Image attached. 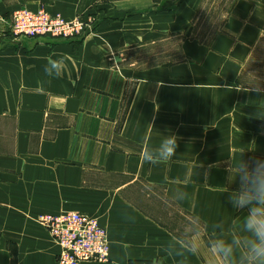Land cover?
Returning a JSON list of instances; mask_svg holds the SVG:
<instances>
[{"label": "crops", "instance_id": "0c3cea01", "mask_svg": "<svg viewBox=\"0 0 264 264\" xmlns=\"http://www.w3.org/2000/svg\"><path fill=\"white\" fill-rule=\"evenodd\" d=\"M141 1L0 0V264H57L40 214L98 219L109 261L83 264H181L164 250L173 229L150 207L172 204L207 235L216 223L225 237L239 235L244 213L226 200L236 187L226 169L264 157V120L254 115L264 110V87L245 83L264 46V0H214L228 8L221 30L206 42L181 40L184 60L146 70L119 64V52L145 46L148 31L181 30L184 9L152 12L161 7ZM212 5L173 8L194 16ZM20 6L95 22L80 37H15L9 21ZM51 59H63L62 78L44 73ZM169 131L175 155L146 162L144 150ZM176 187L187 200L169 199ZM189 264L211 263L196 256Z\"/></svg>", "mask_w": 264, "mask_h": 264}, {"label": "clouds", "instance_id": "9594fccd", "mask_svg": "<svg viewBox=\"0 0 264 264\" xmlns=\"http://www.w3.org/2000/svg\"><path fill=\"white\" fill-rule=\"evenodd\" d=\"M66 68L63 59H51L44 65V73L51 78H62ZM257 119L264 120V110L255 112ZM178 147V137L171 131L162 135L160 142L143 152V159L150 163L171 159ZM229 184L226 200L234 212H243L238 236L225 237L223 225H212L215 235L206 241L212 264H264V157L242 159L226 169ZM169 199L180 203L188 199L182 187L172 189ZM200 229L186 224L165 242L164 250L180 258L181 264H189L191 258L199 256L204 247Z\"/></svg>", "mask_w": 264, "mask_h": 264}, {"label": "rangeland", "instance_id": "374dc122", "mask_svg": "<svg viewBox=\"0 0 264 264\" xmlns=\"http://www.w3.org/2000/svg\"><path fill=\"white\" fill-rule=\"evenodd\" d=\"M179 1L180 0H153V1L144 0L139 2V4L143 3L145 5L147 4L152 5L153 2H155L157 3L156 6L161 7V8H156V10L151 9L152 12L153 11L158 12L159 9L161 10L163 9L166 11H171L173 9L174 10L181 9L182 11L184 9L181 12L183 28L177 31H173L170 29L163 32L158 31L153 33L152 31H148L149 30L148 29L147 30L148 32L145 34V36H147L148 39V41H145V46H135L133 49L122 50L121 52H119L117 59V62L119 64L129 65L136 69L145 68V70L150 68H155L160 65H170L180 59L184 60V58H180V55L178 53V47L181 44V40L184 41L186 39L197 38L200 39L201 41L206 42L209 41L211 38H213L218 33V31L221 30V26L227 14L226 12L228 8H219L217 3L216 2L214 3V0H211V4L213 5L210 8H198V10L196 9L194 16H192L193 13L188 8H173L178 4ZM136 3L137 2H135V4ZM209 6L210 4L208 5V7ZM21 7L28 8L26 6H21ZM38 8H41V6ZM185 10L188 11L185 12ZM26 17L27 16L23 15L20 18V22H21L20 32H22L21 34L30 35L31 32L40 31V27L45 25L42 22L44 18H40L38 23H36L33 26L31 25L28 26L26 24V21L32 22L33 19L30 18L29 16L27 18ZM88 21H90V19L87 20V22ZM53 22L55 27H59V24L57 22L55 21ZM94 22L95 20L92 21V25H94ZM25 29H28L27 32L23 31ZM75 29H76L75 27L74 28L71 27L67 29L66 32L67 33L72 32L75 31ZM90 31L88 30L87 32ZM57 38H61V37H57ZM246 67L248 68L246 69L247 72L246 74L250 73L254 76V78L247 80V82L245 83L248 85L252 80L253 82L250 83L251 85H255V86L261 85L262 87H264V46L261 48V51L256 55V59L254 60V62L253 63L248 62ZM248 77H252V76H248ZM135 198L138 197L135 196ZM137 200L138 199H136V201ZM167 206H168L167 209L160 212L155 210L152 211L150 207V211L156 216H161L165 224L171 227L174 233L179 231V229L182 226H185L186 224L189 223L198 226L200 229L201 243L205 245L204 247H202L199 256L202 259L207 260L212 264V261L208 255V251L206 247V241L209 238H211L212 235H207L205 233L200 222H196L193 219H190L187 215L179 213L175 208V206H173L172 204ZM42 216L43 214L38 215L36 220L39 224H41L44 227L45 225L41 221ZM71 226H72V230L67 234V236L70 238H72L73 234L85 232L82 231L83 228L79 220L73 221ZM87 236L88 238L85 240L86 242H88V244H90L92 250L102 253L101 241L97 240L96 238H91L90 234H88ZM85 246L86 245L80 247L79 244V249H80L78 252L79 254H88V252L84 248ZM69 263L73 264L72 259L70 258H69Z\"/></svg>", "mask_w": 264, "mask_h": 264}, {"label": "built area", "instance_id": "2783aa9c", "mask_svg": "<svg viewBox=\"0 0 264 264\" xmlns=\"http://www.w3.org/2000/svg\"><path fill=\"white\" fill-rule=\"evenodd\" d=\"M23 15L27 17L29 16L33 19L32 22L26 21V24H30L31 26H33L36 24L35 18H44L42 22L45 25L40 27V31L31 32L30 35L21 34L22 32H20V18ZM53 21L57 22L59 24V27H55ZM92 26L93 25L91 20L87 22V20L81 19L80 17H77L74 20H67L59 14L49 13L44 7L38 8L36 10L25 7L14 9L11 12L9 21V30L13 34V36L24 38L80 37L82 35H85L88 30L90 31ZM71 27H75V31L67 33L66 30ZM76 220H79L81 222V226L83 228L82 231L85 232L73 234L72 238H70L67 236V234L71 232V224ZM41 221L46 226L44 227L48 230L52 238H54L55 242L59 246V252L57 254L58 264H66L67 262H69V258L72 259L73 264H81V262L84 261L82 260L84 257H88V259L91 261H103L107 259L109 247L108 236L106 229L100 225L97 218L92 217L87 213L73 210L61 214H43V216L41 217ZM88 234L91 235V238H96L97 240L101 241L102 253L93 251L90 244L86 242L85 239L88 238ZM78 243L80 244V247L86 245L84 248L88 252V254L78 253L80 250Z\"/></svg>", "mask_w": 264, "mask_h": 264}, {"label": "bare ground", "instance_id": "6f19581e", "mask_svg": "<svg viewBox=\"0 0 264 264\" xmlns=\"http://www.w3.org/2000/svg\"><path fill=\"white\" fill-rule=\"evenodd\" d=\"M35 20H36V22L35 23H37L38 21H39V18H35ZM28 26L30 25V24H27ZM27 30L28 29H25L24 31L25 32H27ZM92 216V215H91ZM92 217H95V216H92ZM96 218V217H95ZM99 222V221H98ZM52 237V236H51ZM53 240H54V238H53ZM55 241V240H54ZM84 256H86V255H84ZM56 259H57V256H56ZM105 259V258H104ZM82 260H84V261H82L81 262V264H83L84 262H89V261H91V260H89L88 259V257L86 258V257H84ZM100 260H103V259H100ZM107 261H109V247H108V254H107V259L106 260H103V261H92V262H99V263H103V262H107ZM58 264V263H57ZM66 264H69V262H67Z\"/></svg>", "mask_w": 264, "mask_h": 264}]
</instances>
